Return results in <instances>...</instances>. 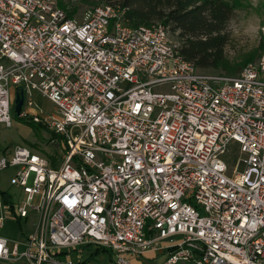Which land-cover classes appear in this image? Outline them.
Wrapping results in <instances>:
<instances>
[{
    "label": "built area",
    "instance_id": "obj_1",
    "mask_svg": "<svg viewBox=\"0 0 264 264\" xmlns=\"http://www.w3.org/2000/svg\"><path fill=\"white\" fill-rule=\"evenodd\" d=\"M128 9L103 1L71 16L54 0H0V123L12 125L22 89L19 116L62 150L0 155L26 194L22 206L0 196V225L37 213L19 239L0 235V264H87L101 247L113 264L149 252L264 264V54L236 74L202 71L167 26L133 25Z\"/></svg>",
    "mask_w": 264,
    "mask_h": 264
},
{
    "label": "rangeland",
    "instance_id": "obj_2",
    "mask_svg": "<svg viewBox=\"0 0 264 264\" xmlns=\"http://www.w3.org/2000/svg\"><path fill=\"white\" fill-rule=\"evenodd\" d=\"M56 4L63 8L67 13L71 9H75L73 15L80 16L88 8L101 3L105 0H54ZM122 1V0H121ZM233 6V13L229 19L226 32L228 35V43L225 48V53L230 60L232 66L237 68L238 73L244 67L246 57H254L250 62H257L261 55L264 54V0H226ZM170 28V27H169ZM179 31H172L170 35L172 40L178 44ZM201 69V68H200ZM202 71L212 73H229L221 69H201ZM37 96V103L43 110L48 112H55V105L48 100ZM51 131L43 128L35 129L28 121V119L21 118L16 112L12 111V125L5 126L0 123V155L4 152H10L13 147L17 145L27 146L42 155L56 154L61 158L62 150L52 145L49 140L51 138ZM234 144L233 146H235ZM228 162H232L230 157L233 155H226ZM15 167H7L0 170V196L3 199V205L12 202L17 206H22L26 197L22 193V189L11 184L12 176L15 174ZM6 192L9 196L5 199L2 192ZM39 197L35 198V204H38ZM30 219L28 221L22 220L21 223L12 219H6L0 225V235L7 236L12 239H19L21 231H29L33 222L37 218V213L28 206ZM6 209L0 208V216L7 214ZM164 243V242H162ZM76 259V252L72 254ZM92 256L90 249L85 250L84 260L87 264H113L111 262L108 252L100 251L97 255ZM166 259L165 254L159 253L149 258L145 255L144 258L139 259L143 261L141 264H162ZM191 264V263H182Z\"/></svg>",
    "mask_w": 264,
    "mask_h": 264
},
{
    "label": "trees",
    "instance_id": "obj_3",
    "mask_svg": "<svg viewBox=\"0 0 264 264\" xmlns=\"http://www.w3.org/2000/svg\"><path fill=\"white\" fill-rule=\"evenodd\" d=\"M88 1V0H85ZM120 3L128 7V17L133 25H151L163 23L172 31H179L178 49L182 56L201 69L213 68L226 70L236 74L237 68L232 66L226 56L228 43L226 26L233 13V6L226 0H105ZM75 9L68 12L73 16ZM254 57H246L245 64ZM28 119L35 129L50 130L45 124ZM51 131V130H50ZM52 138V136H51ZM50 138V139H51ZM5 199L9 196L2 192ZM100 251L108 252L111 262L113 256L109 249L101 247L91 257ZM182 264V263H180Z\"/></svg>",
    "mask_w": 264,
    "mask_h": 264
},
{
    "label": "water",
    "instance_id": "obj_4",
    "mask_svg": "<svg viewBox=\"0 0 264 264\" xmlns=\"http://www.w3.org/2000/svg\"><path fill=\"white\" fill-rule=\"evenodd\" d=\"M24 103V92L22 89L16 92L15 107L14 110L17 115L21 114V109Z\"/></svg>",
    "mask_w": 264,
    "mask_h": 264
},
{
    "label": "crops",
    "instance_id": "obj_5",
    "mask_svg": "<svg viewBox=\"0 0 264 264\" xmlns=\"http://www.w3.org/2000/svg\"><path fill=\"white\" fill-rule=\"evenodd\" d=\"M40 98V97H39ZM88 249H90L91 250V248H87L86 250H88ZM92 252V251H91ZM95 252V251H94ZM94 252H92V254L94 253ZM147 255L149 256V258H151V257H153V256H155V253H153V252H149V253H147ZM143 261H140V260H135L134 262H133V264H141Z\"/></svg>",
    "mask_w": 264,
    "mask_h": 264
}]
</instances>
